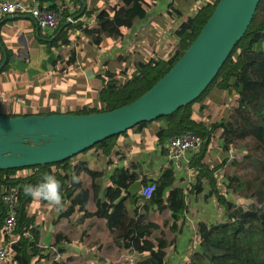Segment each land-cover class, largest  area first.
I'll use <instances>...</instances> for the list:
<instances>
[{"label":"trees","instance_id":"16d2710c","mask_svg":"<svg viewBox=\"0 0 264 264\" xmlns=\"http://www.w3.org/2000/svg\"><path fill=\"white\" fill-rule=\"evenodd\" d=\"M116 1L109 2L110 4L106 7L88 12V15L95 14L96 17L98 30L92 34L91 38L97 44H101L104 37L109 41L121 40L125 35L123 28L127 31L133 29L139 21L146 19L158 5L157 0ZM218 2L219 0H216L213 4L209 3L202 7L192 22L188 21L178 30L175 42L188 39L180 46L174 60H160L155 64L149 62L139 65L133 72L132 81L110 88L107 87L108 78L119 72L112 68H107L105 71L99 70L97 77L102 81L99 101L95 105H85L74 114L114 110L132 103L145 94L184 54L212 15ZM49 8L57 9L56 6ZM173 10L179 9L173 6ZM80 12L81 9L73 13L66 10L65 15H70L76 20ZM67 22V19L63 21L58 30L49 37L50 46L70 43V31L75 27L82 29L80 28L82 27L81 23L75 25L72 22ZM56 33L58 34L56 35ZM119 60V56L115 57L110 61L107 60L105 65H109L111 61ZM213 88L222 89L228 94L230 93L229 95H236L234 106L237 119L215 121L196 115L194 104L205 99ZM204 107L205 105L202 106V108ZM27 115L33 114L25 116ZM163 120L166 121V125L157 131L158 141L162 145L170 136L186 130L192 131L204 139L203 148L194 155L191 161V167L193 166L197 170L196 182L187 189L177 185V172L170 164L155 180L156 189L152 196L145 198L141 194L133 195L128 190L129 186L139 178V174L134 172V167H117L111 174L112 184L107 188L106 199H97V211L86 212L85 215L104 218L107 227L114 235L115 243L120 248L148 254L138 260L136 264H264V209L254 205L246 208L235 200L227 198L228 192L236 193L238 190L244 193V198H251L257 194L256 191L247 181L236 175L228 176V181H225L223 187L225 189H222L218 185L215 171L223 164L211 168L205 162L215 147L220 148L216 144L219 139L224 142L223 148L226 152H229V146L234 142V139L248 137L254 138L256 147L264 151V0H260L247 31L237 41L208 87L188 105L154 121ZM151 122L140 123L136 128ZM234 124L238 126V130H235ZM120 135H114L101 141L90 149L104 150L109 156ZM164 149L166 150L165 147ZM166 152L168 154V150ZM72 159L24 168L0 169V204L3 209L0 215V228L4 225L5 217L2 195L9 189H15L20 202L17 218L18 240L12 246L17 264L31 263L32 256L36 251L35 245L39 239V233L36 228L32 227V219L27 213V208L33 199L25 194L24 186L39 184L46 174L54 175L62 182V195L64 192L66 197L71 200L67 209L68 215L73 213L76 208L81 211L85 210L89 201L90 192L83 188L81 181L83 172L93 176L95 193L98 194V186H100L99 188L103 187V178L107 175V167L90 169L86 161L73 163ZM21 169H29V172L21 175L19 174ZM147 182L148 180H143V183ZM191 195L195 198L201 195L205 201L215 197L225 208V215L217 222H200L198 224L199 242L190 261L182 258L173 263L169 258L146 245L145 241H152L162 249L175 246L177 236L183 232L180 222L182 217L179 213L188 210L189 196ZM141 199L145 200L147 210H155L154 206L157 205L156 210L161 215V220L159 216L157 220H152L149 223L156 225L162 223L161 235L157 238L151 237L152 228L141 229L140 224L145 223L143 221L146 215L141 213L140 207L137 206L133 211H130L128 207V200L137 203ZM167 211L171 213L169 219L163 217ZM26 232H31L34 242H30V238L25 235ZM168 232L171 234L169 237ZM175 248L177 249V246Z\"/></svg>","mask_w":264,"mask_h":264},{"label":"crops","instance_id":"0c3cea01","mask_svg":"<svg viewBox=\"0 0 264 264\" xmlns=\"http://www.w3.org/2000/svg\"><path fill=\"white\" fill-rule=\"evenodd\" d=\"M20 1L38 2L42 6H56L57 9L65 8L71 13L81 9L78 18L72 23L75 25L81 23L82 29L75 27L70 31V43L50 46L48 40L51 34L40 28L36 21L26 14L7 16L0 22V65L5 58L7 64L0 71V93L6 94V105H0V115L5 116L52 112L74 114L85 105H95L99 101V91L102 88V81L97 77L99 70L112 68L119 72L108 78L107 87L110 88L132 81L133 72L139 65L149 62L155 64L160 60L168 61L169 53L186 40L185 38L175 42L178 30L188 21L192 22L202 7L209 3L213 4L216 0H157L158 5L146 19L139 21L131 30L127 31L123 28L125 35L121 40L109 41L104 37L101 44L95 43L91 38L98 28L95 14L88 15V12L106 7L109 2L114 3L117 2L116 0ZM180 3L184 4L179 9L177 6ZM173 6L179 10H173ZM153 26L158 28L159 37L157 43L151 46L152 51L149 52L148 39L143 32L148 28V35L151 38ZM157 55H160V58L151 59ZM118 56L119 61H111L109 65H105L107 60L110 61ZM24 74L26 76H23ZM158 122L135 127L121 134L116 139L115 147L109 156L104 150L95 152L94 149L93 152L90 149L73 157V163L86 161L90 169L107 167V175L103 178L104 185L101 188L98 186V194L93 189V176L86 172L82 173L83 188L90 192L85 210L76 208L68 215L67 209L71 200L64 192V203L60 208H54L42 200L31 201L27 213L32 219V227L39 233V239L30 264H53L55 251L62 253L65 264H108L120 256L125 257L122 252L124 249L115 243L114 235L107 227L105 219L86 216L85 213L96 212L97 199H106L107 188L112 184L111 174L117 167H134V172L139 174L136 181H141L142 187L145 185L143 180H156L162 175L163 170L170 164L167 149H164L166 142L162 145L158 141L157 131L163 127L162 125L158 127ZM207 159L208 157L205 162L209 164ZM193 169L196 170L190 164L184 172L177 173V185L187 189L191 182H196L197 170L194 173ZM28 172L29 169L19 170L21 175ZM136 194L139 195L140 191ZM201 201H205L201 195L198 198L189 196L188 210L179 213L182 217L180 222L184 220L183 231L184 227L190 229L193 226L189 223V221L194 222L190 214L197 209ZM137 206L140 207L141 213L146 215L145 220H142L145 223L140 224L141 229L152 228V235L158 232L159 237L161 223L158 225V230L153 226L154 223L149 224L159 216L161 220V215L156 210L157 205L154 206L155 210H147L145 200L141 199L137 203L128 200L130 211ZM2 212L0 204V215ZM170 214L167 211L163 217L169 219ZM3 229L4 225L0 228V243L5 240ZM25 235L30 238V242H34L31 232H26ZM176 254L180 256L183 254L181 248ZM7 264H17L14 255L9 258Z\"/></svg>","mask_w":264,"mask_h":264},{"label":"water","instance_id":"95a60500","mask_svg":"<svg viewBox=\"0 0 264 264\" xmlns=\"http://www.w3.org/2000/svg\"><path fill=\"white\" fill-rule=\"evenodd\" d=\"M259 2L219 0L198 36L175 65L128 105L91 114L0 115V169L73 158L140 123L154 121L188 105L208 87L237 41L244 36ZM5 62L6 58L0 68ZM141 188L142 182L136 181L128 190L136 194Z\"/></svg>","mask_w":264,"mask_h":264},{"label":"rangeland","instance_id":"374dc122","mask_svg":"<svg viewBox=\"0 0 264 264\" xmlns=\"http://www.w3.org/2000/svg\"><path fill=\"white\" fill-rule=\"evenodd\" d=\"M184 3H180V5H178L177 7L180 9L181 5ZM148 33L149 30L147 28L144 30L143 35L148 39L149 44H147V47L149 49V52H151V46L156 44L158 41V28L156 26L152 27L151 38ZM183 43H180V45L173 52L169 53V60L172 61L176 58L179 48ZM159 56L160 55H157L151 58H160ZM23 76H26V74H24ZM28 76L29 75H27V77ZM23 85H25V83H23ZM229 94L222 89L213 88L205 97V99L194 104V108L197 113L196 115L202 118L205 117L208 120L215 121H233L234 118L237 119V112L234 106L236 95ZM0 105H6V94L4 93H0ZM203 105H205L204 108H202ZM157 125L158 127H160L161 125L165 126L166 121H159ZM234 126L235 130H238V126H236L235 124ZM216 143L220 148H214L213 152H211V154L209 155L210 157L208 156L207 160L209 161V165L211 168L223 164L222 167L217 168V170L215 171L218 185L221 186L222 189H225L223 187L226 183L225 181H228L227 177L236 175L244 181H247V183H249L252 189H254V191H256L257 193L254 197L244 198V193L238 190L236 193L228 192L227 198L235 200L246 208L254 205L255 207L264 209V151L256 147V142L252 137H248L246 139H234V142L229 146V152H226V150L223 148L224 142L222 140L219 139ZM92 150L94 152V149H91L90 151ZM96 151L99 152V150L95 149V152ZM192 171L196 173V170L193 169ZM193 172H191V174ZM193 184L194 183L192 182L190 183V185ZM224 212L225 208L215 197L206 202L201 201V203L197 206V209H194L190 214V217L194 222L189 221V223H191L193 226L190 227V229L189 227L186 229L184 227L183 233L178 235L180 236V238H177V244L175 245L177 246V249L175 248V246L167 249H162L152 243V241H145V244L149 245L152 249H155L158 253H161L164 257L169 258L173 263H176L175 261L179 258H184L187 261H190V257L196 250L199 242L198 224L203 221L208 223L214 221L217 222L220 219L224 218ZM153 226L155 227V229H159L158 225L153 224ZM157 234H153L152 238H157ZM167 235L169 237L171 234L168 232ZM179 248H181V252L183 253L181 254V256L179 254H176L179 253ZM122 252L125 257L122 258V256H120L117 260L110 261L108 264H136L138 260L148 255L147 253L133 252L128 249H124L122 250Z\"/></svg>","mask_w":264,"mask_h":264},{"label":"built area","instance_id":"2783aa9c","mask_svg":"<svg viewBox=\"0 0 264 264\" xmlns=\"http://www.w3.org/2000/svg\"><path fill=\"white\" fill-rule=\"evenodd\" d=\"M26 14L32 17L37 25L51 35L67 19L75 22L72 16L65 15L64 8H49L38 2L25 3L20 0H0V22L7 16ZM170 61V60H168ZM169 164H172L177 173L184 172L191 164L192 158L204 146V139L192 131H182L169 137L166 141ZM168 164V165H169ZM176 173V174H177ZM156 189L155 180H149L140 190L145 198H150ZM4 205V236L0 243V264H7L9 258L14 255L13 244L17 242V218L20 202L15 189H9L2 195ZM65 258L60 251H55L53 263L65 264Z\"/></svg>","mask_w":264,"mask_h":264},{"label":"clouds","instance_id":"9594fccd","mask_svg":"<svg viewBox=\"0 0 264 264\" xmlns=\"http://www.w3.org/2000/svg\"><path fill=\"white\" fill-rule=\"evenodd\" d=\"M61 189L62 182L51 174H46L37 185L24 186L26 195L30 196L33 200L46 201L54 208L63 206L64 198Z\"/></svg>","mask_w":264,"mask_h":264}]
</instances>
